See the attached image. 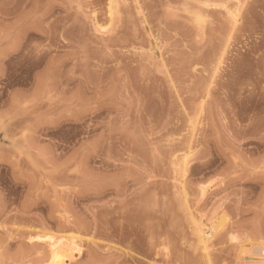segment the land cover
<instances>
[{
    "label": "rangeland",
    "instance_id": "rangeland-1",
    "mask_svg": "<svg viewBox=\"0 0 264 264\" xmlns=\"http://www.w3.org/2000/svg\"><path fill=\"white\" fill-rule=\"evenodd\" d=\"M108 2L0 0V264H49L46 236L73 232L69 264H206L189 209L227 217L213 264H248L231 235L264 240V0H116L113 21Z\"/></svg>",
    "mask_w": 264,
    "mask_h": 264
},
{
    "label": "bare ground",
    "instance_id": "bare-ground-1",
    "mask_svg": "<svg viewBox=\"0 0 264 264\" xmlns=\"http://www.w3.org/2000/svg\"><path fill=\"white\" fill-rule=\"evenodd\" d=\"M240 1V0H239ZM116 0H109L108 2V15L110 20L113 21V18L115 17V14L117 13V7ZM241 2H237L236 7L233 10H230L228 8L226 11L227 16L229 15V21L232 23V28H235V26L238 24L241 14V8H242ZM199 13L195 16L198 17ZM95 16V15H94ZM196 17V18H197ZM198 21V19H197ZM96 30L99 32H102L104 30H107L108 27L111 25H101L99 23H95ZM233 30V29H232ZM229 38H231L229 36ZM228 38V39H229ZM230 40V39H229ZM227 46V45H226ZM225 48V46H224ZM226 51V49H224ZM224 54V52H223ZM223 54H221L223 56ZM220 59H223L222 57H219ZM218 58V60H219ZM217 60V61H218ZM219 65V64H217ZM216 67V66H215ZM219 68V66H217ZM217 68V69H218ZM216 69V68H215ZM217 72V70H215ZM209 86V85H208ZM196 122V121H195ZM195 122L193 121L190 125L191 132H190V139L192 141L194 137V131L196 129ZM191 141L188 143V147L191 144ZM190 149V147H189ZM187 156V155H186ZM189 156V154H188ZM186 159V158H185ZM184 159V160H185ZM188 164L187 160H185ZM183 164H185L183 162ZM187 164L185 166H187ZM184 168V167H183ZM182 168V169H183ZM187 171V167L185 168ZM185 169L181 172L182 175L185 173ZM181 188L185 192V186L184 182L181 183ZM207 185H201L200 190V200L204 199L207 191H208ZM186 196V192L184 193ZM189 215L193 223V231L197 239V245L196 247L199 251H201L202 257L205 258L206 264H213L211 259V252H212V246H211V239L215 234L219 232V230L223 227L225 224V221L227 220V217L223 213H219L217 216L213 218V220L210 221L208 225H205L201 223V219H196L193 215L192 211L189 209ZM232 234V233H231ZM45 238L46 240L49 239L51 243V258L49 264H69L71 260L74 258H78L81 254V248L79 246V240H83L84 238L77 234V233H70L68 235H62L58 239L55 238L54 235H48ZM39 237H37L38 239ZM41 239V238H40ZM38 239V240H40ZM44 239V240H45ZM42 240V239H41ZM231 240L233 243H238L239 245V252L237 259H244L246 262H249L248 264H264V240L263 239H254L251 237H245L240 239L239 235L232 234ZM241 262V261H240ZM243 262V261H242Z\"/></svg>",
    "mask_w": 264,
    "mask_h": 264
}]
</instances>
